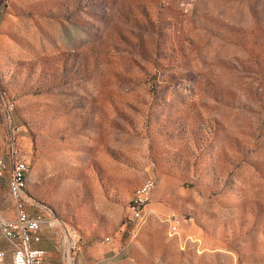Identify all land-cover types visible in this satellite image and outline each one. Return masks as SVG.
<instances>
[{
	"label": "rangeland",
	"instance_id": "1",
	"mask_svg": "<svg viewBox=\"0 0 264 264\" xmlns=\"http://www.w3.org/2000/svg\"><path fill=\"white\" fill-rule=\"evenodd\" d=\"M12 145L93 264H264V0H0Z\"/></svg>",
	"mask_w": 264,
	"mask_h": 264
},
{
	"label": "built area",
	"instance_id": "2",
	"mask_svg": "<svg viewBox=\"0 0 264 264\" xmlns=\"http://www.w3.org/2000/svg\"><path fill=\"white\" fill-rule=\"evenodd\" d=\"M3 98V97H2ZM5 106L11 108L12 103L3 98ZM9 113V112H7ZM8 117L10 115L8 114ZM8 162H12L9 168L8 194L14 202V214L12 217L0 215V231L2 235L12 244L11 254L8 257L3 249H0V264H43L45 249L32 245L33 240L40 238L39 230L42 224L53 226L58 223L54 221L46 208L40 204H35V210L28 209V201L25 196H21L17 189V172L26 163H29L22 156L20 148L12 145V151L6 156L0 157V172L8 169ZM150 189L132 205L130 209L136 217H140L143 208L150 199L151 191L155 185V178L149 174ZM82 235L75 227L70 235V248H78L81 245ZM105 240L110 241V237Z\"/></svg>",
	"mask_w": 264,
	"mask_h": 264
},
{
	"label": "crops",
	"instance_id": "3",
	"mask_svg": "<svg viewBox=\"0 0 264 264\" xmlns=\"http://www.w3.org/2000/svg\"><path fill=\"white\" fill-rule=\"evenodd\" d=\"M28 209L33 212L35 206L28 205ZM46 210L52 219L58 223L53 226L42 224L39 230L40 238L32 241V245L45 249L43 264H93L96 258L93 256L88 259L82 257L81 247L70 248L69 240L73 226L63 218L55 217L48 208ZM0 249H3L8 257L10 256L12 244L2 235L1 231Z\"/></svg>",
	"mask_w": 264,
	"mask_h": 264
},
{
	"label": "bare ground",
	"instance_id": "4",
	"mask_svg": "<svg viewBox=\"0 0 264 264\" xmlns=\"http://www.w3.org/2000/svg\"><path fill=\"white\" fill-rule=\"evenodd\" d=\"M28 164V163H26ZM24 165L20 170L17 172V189L21 196L24 195L25 192V179H26V172H27V165ZM150 189V179H146L139 187L135 198L132 201V204L137 201L146 190Z\"/></svg>",
	"mask_w": 264,
	"mask_h": 264
},
{
	"label": "trees",
	"instance_id": "5",
	"mask_svg": "<svg viewBox=\"0 0 264 264\" xmlns=\"http://www.w3.org/2000/svg\"><path fill=\"white\" fill-rule=\"evenodd\" d=\"M26 189V188H25ZM132 205V204H131Z\"/></svg>",
	"mask_w": 264,
	"mask_h": 264
}]
</instances>
